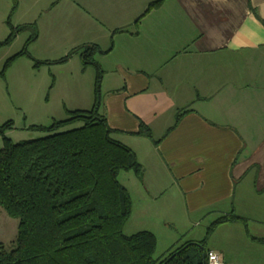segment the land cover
Instances as JSON below:
<instances>
[{
	"label": "crops",
	"instance_id": "1",
	"mask_svg": "<svg viewBox=\"0 0 264 264\" xmlns=\"http://www.w3.org/2000/svg\"><path fill=\"white\" fill-rule=\"evenodd\" d=\"M111 1L88 8L106 12ZM153 1L125 0L124 30L99 61L101 112L144 167L142 180L127 176L142 186L139 210L234 212L246 220L210 237L242 223L248 242L230 234L209 250L224 264H264V0H163L146 12ZM141 122L153 139L136 133Z\"/></svg>",
	"mask_w": 264,
	"mask_h": 264
},
{
	"label": "trees",
	"instance_id": "2",
	"mask_svg": "<svg viewBox=\"0 0 264 264\" xmlns=\"http://www.w3.org/2000/svg\"><path fill=\"white\" fill-rule=\"evenodd\" d=\"M162 1L151 2L146 12ZM13 36L0 45L9 44ZM111 48L103 50L91 43L69 53H80L84 65L98 70L90 109L67 110V118L48 125L31 124L28 129L46 133L34 139L14 141L7 133L14 121L0 124V207L19 220L14 245L8 248L0 242V264H206V243L215 228L246 220L234 212L221 215L198 240L201 246L187 240L169 249L165 257L155 256L158 240L153 231L125 233L133 197L119 175L132 171L142 180L144 167L135 150L113 136L115 129L101 112L104 70L95 54ZM27 53L25 47L12 56L2 73L13 58ZM185 112L176 114L173 127ZM78 122L82 124L64 129ZM136 133L153 139L145 122Z\"/></svg>",
	"mask_w": 264,
	"mask_h": 264
},
{
	"label": "rangeland",
	"instance_id": "3",
	"mask_svg": "<svg viewBox=\"0 0 264 264\" xmlns=\"http://www.w3.org/2000/svg\"><path fill=\"white\" fill-rule=\"evenodd\" d=\"M17 3L15 7L14 0H0V41L12 33L14 35L9 44L0 45V124L14 121V128L7 132L14 141L46 135L45 132L28 129L31 124L48 125L55 119L67 118V110L92 107L98 70L93 65H84L80 53H69L83 44L98 43L103 50L111 46L115 42L113 36L117 35L114 30L122 25L124 17H120V12L124 10L125 0H112L111 9L106 12L90 11L88 6L93 8L94 3L89 4V0H18ZM98 14L105 20L98 18ZM18 27L19 30L16 29ZM34 35L35 38L29 42ZM115 39L120 41L119 37ZM25 47L28 53L13 58L2 73L5 63ZM104 55L106 53L98 52L95 58L104 62ZM65 56H68L65 61H58ZM110 58L112 62L118 55L113 54ZM102 68L105 75L103 65ZM100 89L102 97L106 93L103 78ZM81 124L78 122L64 129ZM2 146L0 137V148ZM128 174L133 175L134 172L124 171L119 175L121 184L130 187L129 191L134 196L133 211L124 231L126 234L145 229L153 231L158 240L156 257H165L169 248L178 243L202 240L208 225L222 215L221 211L194 213L188 218L180 216L178 211L166 215L158 210L160 205L157 203H153L154 211L142 213L139 210L142 186L138 179L135 187L128 183ZM256 221L259 220H249L253 235L260 228ZM18 224L17 218L0 207V242L8 248L14 245ZM236 226H239L237 230L220 227L208 239L206 247L226 244L230 234H237L243 241L240 243L246 244L248 241L242 223Z\"/></svg>",
	"mask_w": 264,
	"mask_h": 264
},
{
	"label": "built area",
	"instance_id": "4",
	"mask_svg": "<svg viewBox=\"0 0 264 264\" xmlns=\"http://www.w3.org/2000/svg\"><path fill=\"white\" fill-rule=\"evenodd\" d=\"M206 264H224V262L216 251L208 250Z\"/></svg>",
	"mask_w": 264,
	"mask_h": 264
},
{
	"label": "water",
	"instance_id": "5",
	"mask_svg": "<svg viewBox=\"0 0 264 264\" xmlns=\"http://www.w3.org/2000/svg\"><path fill=\"white\" fill-rule=\"evenodd\" d=\"M191 243L193 244H197V245H200V243L198 241H192ZM201 246V245H200Z\"/></svg>",
	"mask_w": 264,
	"mask_h": 264
}]
</instances>
